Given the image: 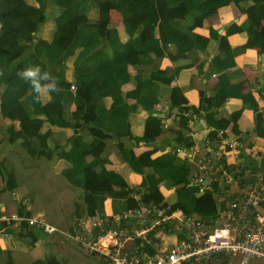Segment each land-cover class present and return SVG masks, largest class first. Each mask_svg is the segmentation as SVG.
<instances>
[{"label": "trees", "instance_id": "trees-1", "mask_svg": "<svg viewBox=\"0 0 264 264\" xmlns=\"http://www.w3.org/2000/svg\"><path fill=\"white\" fill-rule=\"evenodd\" d=\"M34 1L0 0V115L7 120L0 122V202L5 210L31 214L44 209L48 221L73 232L79 217L104 213L107 197L113 213L162 200L160 183L174 186L172 207L214 215L213 195L200 193L189 183L198 162L166 147L189 145L187 118L202 111L206 137L210 146H216L217 129L230 123L229 117L219 115L218 107L230 96L239 97L243 108L255 110L250 134L264 137V107L259 108L235 61V55L248 47L264 51V0ZM229 2L247 15L219 33L213 26L219 20L218 9ZM111 6L123 11L124 37L109 18ZM49 19L51 32L43 35L42 26ZM204 19L210 22L208 36L194 29ZM239 29L246 32V39L233 45L227 35ZM211 38L218 47L210 60L217 80L206 84L211 94L199 86L200 102L195 106L188 103L182 87L171 86L168 99L178 110L173 124H165L167 119L154 114L152 107L161 84H170L174 75L152 67L153 56L164 54L174 60L205 48ZM30 66L56 78L61 91L51 93L50 101L34 102L29 83L20 77ZM182 66H175V71ZM127 82L129 88L124 87ZM139 109L148 113L143 132L135 134L130 116ZM141 143L152 146L136 151ZM14 154L23 163L20 170L11 162ZM113 157L142 174L140 198L129 195L133 186L127 173L108 165ZM60 158L67 164L55 171ZM24 227L36 236L34 228L24 224L16 228L19 235ZM61 236L53 233L46 249L33 242L27 250L0 245V264H79L68 253L85 258L86 251L69 238L61 241Z\"/></svg>", "mask_w": 264, "mask_h": 264}, {"label": "built area", "instance_id": "built-area-1", "mask_svg": "<svg viewBox=\"0 0 264 264\" xmlns=\"http://www.w3.org/2000/svg\"><path fill=\"white\" fill-rule=\"evenodd\" d=\"M155 104L156 114L165 115V108L170 113L168 99ZM198 120L195 113L187 118L184 130L189 145L166 149L198 162L189 183L197 185L200 193L213 195L214 215L172 207L162 193L158 202L147 201L113 215L96 211L81 216L73 232L48 221L42 211L7 212L0 205V230L24 224L42 230L44 240L61 232V241L77 242L101 264H248L252 258H264V167L248 163L242 155L244 151L262 159L264 148L248 144L242 150L226 127L217 129L216 146H210L206 136L195 138ZM142 188L133 186L129 195L140 198Z\"/></svg>", "mask_w": 264, "mask_h": 264}, {"label": "crops", "instance_id": "crops-1", "mask_svg": "<svg viewBox=\"0 0 264 264\" xmlns=\"http://www.w3.org/2000/svg\"><path fill=\"white\" fill-rule=\"evenodd\" d=\"M218 10H219V20L213 26L217 28V31L219 33H224L227 25L231 22H235V24H239L240 22L244 20V18L247 15L245 11H241L238 8V6L233 2H229L227 4L221 5ZM122 17H123V11L117 9L115 6H111L109 8L110 20L117 26L121 36L124 37L125 34H124V29H123V24H122ZM262 21L264 23V19ZM45 23H46V26L44 25ZM45 23L42 26L43 28L41 27L42 28L41 33L43 35L46 34L45 32L46 27L49 29L51 25H53L51 21L49 20ZM194 29L197 32L208 36L210 33V22L207 19H204L203 21L199 22L197 26H195ZM147 35H152V33H148ZM227 39L233 45L241 44L246 39V32L242 29L236 30L232 33H229L227 35ZM217 50H218L217 40L214 38H211L205 48L192 49L186 55L179 57L177 59H174V60H172L171 58H169L168 56L164 54L154 55L151 60V66L154 68L156 67L163 68L169 74L174 75L173 81L170 84H161L162 86L161 94L158 96V100L155 103L164 104L166 99H168V94L170 92L171 86L173 85L182 87L184 94L188 99V103L193 104L195 106L198 105L200 102L199 86H201L204 89L205 91L204 93L206 95L211 94L212 91L210 88L206 87V84L207 83L213 84L217 80L216 74L210 69L211 57L215 53H217ZM249 56H252V59L250 58L245 59V57H249ZM235 61H236V64L241 68L243 75L249 80L250 85H251L252 94L257 100L259 108L264 107V77H263L264 51L260 53L257 47H248L244 51L235 55ZM68 64H69L68 74H70L71 76L72 67H71L70 62H68ZM177 65H183V66L181 67V69H179L176 72L175 66ZM236 78L237 77H235V79ZM130 86H131V83L127 82L124 84L125 88H129ZM172 108L173 106L170 107L169 109L171 113L174 112L172 111ZM239 108H242V110L235 114V111ZM218 109H219L220 116L230 118V123L226 125L225 127L230 136L236 137V139L238 140V144L240 145L242 150H244L245 147L250 143L251 145H258L259 147L264 148V137L256 136L254 133L250 134L253 128V125H254L255 110L253 108H248V107L243 108L242 100L239 97L230 96V97L225 98V100L223 101L222 104H220ZM147 113L148 111L142 110V109H139L131 113V116H130L131 127L135 134H141L143 132L144 120H145V117L147 116ZM153 113L156 114L154 111ZM164 113L165 115L162 112L163 121L166 120L165 118H167L165 124H168V125L173 124L174 119H175L173 117V114L168 113L167 108L164 109ZM203 114H204V111L201 112V115H198L199 120H198V123L195 124V126L199 130V132L195 135V138L199 140H202L204 136H206V132H207V129H206L207 125L203 117ZM200 117L204 119L205 124H202L200 122ZM4 121H7V120L3 116L0 115V122H4ZM234 128H236V130ZM65 130L67 131L68 134L72 133L71 128H65ZM150 146L152 145L141 143L135 147V150L139 151V150L145 149ZM242 155L244 157V160L247 161L248 163L252 165H260L264 167V158L262 159L254 158L253 156H250L252 154L246 155L244 151H242ZM179 156L184 158L180 154ZM11 162L15 170H20L23 166V163L17 154H14L12 156ZM66 164H67L66 161L60 158L55 164V171L66 166ZM124 164L125 163L118 161L114 157L112 161L108 163L110 167L126 172L132 186L140 185L142 174L136 171L129 170L126 164L125 165ZM133 176H136L137 178L134 179ZM161 185L166 187V193H163V192L162 193L164 194V196L166 197L168 201L172 202L173 200H169L167 196L168 194H171V193L174 194L175 191L171 189V187H167L165 184L159 183V187ZM14 197L16 198V196ZM0 205H3L4 207H6L3 202H0ZM38 211H42L45 216L44 209L37 210L33 213H36ZM104 214L113 215L110 197H107L104 200ZM0 228H1V225H0ZM34 230L36 231L35 237H32L28 232L22 233V235H19L18 232L16 231V228L9 226L8 228L5 229V232H2L0 230V245L3 248H14L18 250H27L29 245L33 242V244L40 245L46 249L48 244L52 242L51 236H50L51 238L50 240L49 239L44 240L45 233L38 228H34ZM25 236H30L31 241L25 240ZM172 239L173 238H170L168 242L169 243L172 242ZM69 242H74V241L69 240ZM74 243L75 245H78V247H81L77 242H74ZM131 244L132 242L130 243V245ZM149 249L150 251H152L151 247H149ZM67 253L68 252H66V254ZM70 256L72 257L75 263L86 264L85 260H89L90 264H96V263L101 264L99 260L89 256L88 253H87V256L85 255V258H84V255L82 253L75 254L73 251H70L68 253V257ZM248 264H264V258H260V257L252 258Z\"/></svg>", "mask_w": 264, "mask_h": 264}, {"label": "clouds", "instance_id": "clouds-1", "mask_svg": "<svg viewBox=\"0 0 264 264\" xmlns=\"http://www.w3.org/2000/svg\"><path fill=\"white\" fill-rule=\"evenodd\" d=\"M20 77L23 81L29 83L35 103L50 101L51 93L61 91L56 78L47 71L42 72L39 67L30 66L25 68L20 73Z\"/></svg>", "mask_w": 264, "mask_h": 264}, {"label": "rangeland", "instance_id": "rangeland-1", "mask_svg": "<svg viewBox=\"0 0 264 264\" xmlns=\"http://www.w3.org/2000/svg\"><path fill=\"white\" fill-rule=\"evenodd\" d=\"M33 1H34V0H33ZM34 2H35V1H34ZM47 21H48V20H47ZM49 21H52V19H49ZM44 25L46 26V23H45ZM51 26H52V25H51ZM45 32H46V34H47V33L49 34V32H51V27H50L49 29L46 27ZM249 58L252 59V56L245 57V59H249ZM124 165H125V164H124ZM133 178L136 179L137 177H136V176H133ZM159 188L162 190L163 193H166V187H165V186L161 185ZM167 197H168L169 200H173V199H174V194H173V193L168 194Z\"/></svg>", "mask_w": 264, "mask_h": 264}, {"label": "water", "instance_id": "water-1", "mask_svg": "<svg viewBox=\"0 0 264 264\" xmlns=\"http://www.w3.org/2000/svg\"><path fill=\"white\" fill-rule=\"evenodd\" d=\"M177 109H178L177 106H173L172 111L176 112ZM200 122H201L202 124H205L204 119H203L202 117H200ZM22 231H23V233H27V228L24 227ZM25 240H27V241H31V237H30V236H25ZM45 245H46V244H45Z\"/></svg>", "mask_w": 264, "mask_h": 264}]
</instances>
